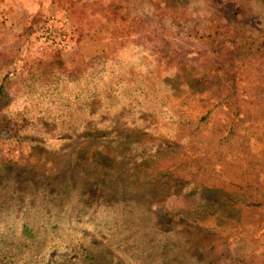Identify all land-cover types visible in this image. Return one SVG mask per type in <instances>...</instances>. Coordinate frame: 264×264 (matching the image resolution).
I'll return each instance as SVG.
<instances>
[{
  "label": "trees",
  "instance_id": "1",
  "mask_svg": "<svg viewBox=\"0 0 264 264\" xmlns=\"http://www.w3.org/2000/svg\"><path fill=\"white\" fill-rule=\"evenodd\" d=\"M207 1L225 22L226 65L236 76L238 35L261 22L264 39V13L249 15L248 0ZM108 9L115 21H126L124 6L113 2ZM179 78L130 48L71 67L60 56L35 61L17 86L0 87V138L11 131L33 146L25 162L0 159V264H45L53 253L68 255L71 264H115L120 257L127 264H220L226 253L214 243L219 235H254L252 226L245 233L240 222L223 226L197 210H154L172 195L220 187L237 209L264 214V195H254L241 167L229 180L217 171L210 186L201 174V157L213 143L219 158L218 147L245 145L239 81H230V94L215 103L199 88L180 90ZM5 92L26 101L20 116L4 102ZM136 96L148 107L125 117ZM223 105L231 119L213 123V107ZM115 117L121 120L111 122ZM231 152L243 159L244 151Z\"/></svg>",
  "mask_w": 264,
  "mask_h": 264
},
{
  "label": "rangeland",
  "instance_id": "2",
  "mask_svg": "<svg viewBox=\"0 0 264 264\" xmlns=\"http://www.w3.org/2000/svg\"><path fill=\"white\" fill-rule=\"evenodd\" d=\"M113 2L125 7V22H117L109 14L108 7ZM154 3L176 9L178 14L160 12ZM247 3L249 15L264 13L261 1ZM259 23L257 27H242L235 42L237 74L232 76L226 65L230 51L224 46L225 22L207 0H0V87L17 86L35 61L60 56L71 67L78 60L103 52L119 56L130 48L144 50L151 63L178 74L180 90L187 85L199 88L203 96L214 97L215 103L230 94L229 83L237 79L245 145L240 149L239 145L218 147L222 154L219 158L213 143L201 157V174L210 186L218 181L217 171H223L222 180H229L241 167L247 175L245 182H253L250 188L259 197L264 195V39ZM4 98V102L10 100V110L20 116L26 101L14 92H5ZM141 98L135 97L138 104L125 117L136 118L148 107L146 99ZM127 100L128 97L122 102ZM203 107L199 104L198 111ZM213 108V123H228L232 113L230 116L224 105ZM118 120L121 119L115 117L111 122ZM51 128L40 132V136L48 135L46 131ZM43 139L39 141L47 152L55 149L46 146ZM32 147L29 141L19 140L16 133L7 132L0 138V159L25 162ZM231 150L244 151L243 159L240 161ZM227 194L220 187H209L193 195L182 192L155 205L154 210H197L198 214L205 213L209 222L217 221L223 226L240 222L245 233L249 232L246 226H252L254 235L226 231L215 239L214 243L224 244L221 249L226 253L224 260L219 257L220 264H264V214L237 209ZM198 244L201 245L200 237ZM66 259V254L53 253L45 264H71ZM115 264L127 263L120 257Z\"/></svg>",
  "mask_w": 264,
  "mask_h": 264
}]
</instances>
